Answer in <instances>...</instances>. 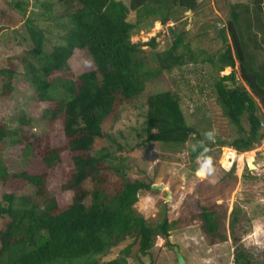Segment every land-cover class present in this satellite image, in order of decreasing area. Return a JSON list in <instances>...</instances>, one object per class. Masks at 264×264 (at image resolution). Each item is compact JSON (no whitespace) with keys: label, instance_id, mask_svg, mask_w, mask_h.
I'll return each mask as SVG.
<instances>
[{"label":"trees","instance_id":"trees-1","mask_svg":"<svg viewBox=\"0 0 264 264\" xmlns=\"http://www.w3.org/2000/svg\"><path fill=\"white\" fill-rule=\"evenodd\" d=\"M64 9L61 44L43 56L37 66L27 63L23 77L30 85L37 103H56V108L45 111L51 119L61 116L62 134L70 155L71 176L63 186L71 192L70 202L59 208L55 198L45 186L42 174L26 172L8 174L0 155V182L8 179L23 181L33 188L32 196L4 193L0 197V264H125L134 255L136 259L147 255L155 238L164 239L182 222H197L207 246L224 243L229 238L233 246L232 264H252L243 252L234 234L240 225L241 210L233 206L230 211L223 204L198 206L192 213L182 206L184 217L167 220L164 208L153 223L137 215L132 206L139 191H151L152 183L128 180L117 168H111L119 184L109 189L103 166L107 155L91 154L107 138L105 127L114 119L115 107L120 99L140 95L146 83L154 81L163 72L181 67L186 60L196 62L200 55H191L184 42V33L172 34L170 45L151 53L149 67L143 56V47L155 49L153 38L146 43H132L130 38L140 31L142 15L161 24L175 22L177 13L193 12L197 0H54ZM11 11L23 18V26L31 48L40 53L45 42L44 31L34 20L25 16L26 3L13 1L6 4ZM49 9V4H45ZM228 11L224 27L218 29L221 49L216 55L200 59L214 67L212 84L215 103L221 116L230 125H238L245 115L246 128H237V135L229 141L216 138L206 142L194 127L184 123L176 99L165 94L150 101L146 114V139L160 143L171 151H179L192 135L199 146L189 151L190 170L198 169L196 160L206 169L217 166L218 152L228 147L237 153L254 149L262 138L258 127L264 118V0L246 3L225 1ZM129 13L133 22L127 21ZM5 28L0 26V33ZM87 56L92 69L75 78H67L68 61L74 50ZM237 65L238 79L233 68ZM229 68L224 76L219 72ZM5 79L2 95L12 92L14 70L0 69ZM22 125L27 121L19 119ZM19 130V129H18ZM14 134V133H13ZM11 133L0 125V145ZM20 138L11 141L19 144ZM22 156L31 153V146L22 147ZM216 148V149H215ZM224 155V154H223ZM221 163L229 167V150ZM45 169L59 162L58 149H50L41 158ZM246 169V167H245ZM130 238L131 242L119 251V258L100 262L113 247Z\"/></svg>","mask_w":264,"mask_h":264},{"label":"rangeland","instance_id":"rangeland-1","mask_svg":"<svg viewBox=\"0 0 264 264\" xmlns=\"http://www.w3.org/2000/svg\"><path fill=\"white\" fill-rule=\"evenodd\" d=\"M13 1L25 2L24 17H31L36 26L44 31L45 42L40 53L31 48L23 18L6 5ZM120 1L126 3V0ZM225 1L197 0L198 7L195 11L178 12L177 20L172 23L161 24L159 20L153 21L150 16L142 15L140 31L130 41L146 43L151 38L155 40V49L143 47V56L149 67L153 66L149 59L151 53L160 52L170 45V30L175 34L184 33V42L191 55L201 53L195 63L186 60L183 66L163 72L154 81L146 83L140 95L129 100H118L114 119L105 127L107 138L90 153L107 155L103 166L109 189L119 184V178L111 170L114 167L128 180L162 186V189L139 191L136 195L137 200L132 209L148 223L155 222L163 208L167 220L184 217L182 206L185 204L192 213H197L200 205L223 204L227 211L233 206L239 207L241 222L234 231L238 237L236 245L250 256L252 264H264V159L255 152L256 145L254 149L244 153L222 147L218 152L219 168L204 169L201 162L196 160L198 169L192 172L189 151L199 146L193 134L188 136L184 147L177 152L146 139L148 132L145 121L150 101L162 98L165 94L176 99L184 123L194 127L206 142L212 143L216 138L229 141L236 137L237 128H246L243 114L235 126L228 124L221 116L212 88L215 79L214 67L199 62L200 59L216 55L221 49L218 29L224 27L227 20ZM227 1L246 3L248 0ZM46 3L49 4V9ZM133 20L134 14L129 13L127 21ZM64 21V9L54 0H0V26L5 28L0 33V69L14 70L12 92L9 95L1 94L5 79L0 76V125L5 126L11 133L8 138L3 139L0 155L8 174H42L46 189L53 195L59 208L70 202L71 192L64 190L63 186L72 172L71 154L66 149V140L62 134V118L57 116L51 119L49 114H44L45 111L55 109L57 105L35 101L33 91L23 77V67L27 63L39 66L43 62V56L61 44L63 31L59 26ZM263 55L258 53L257 59H261ZM68 66V72L60 76L73 79L92 69L85 53L78 49L74 50ZM230 71L226 68L218 76L227 75ZM233 73L237 82H240L236 64ZM21 118L27 121L26 125L19 122ZM19 138V144H11V141ZM26 143L31 146V153L22 156V147ZM54 148L59 151V162L47 170L41 158ZM228 150L230 165L225 168L221 160L224 155L227 156ZM250 154L254 156L257 169L249 172L245 169V163ZM4 193L32 196L33 188L23 181L8 179L4 183L0 182V197ZM198 225L194 221L180 223L177 229L168 234L169 246L164 244V239L157 237L146 256L136 259L131 255L125 264H176L172 247L178 249L177 252L185 264H232L234 244L230 239L207 246ZM130 242L131 239L126 238L111 248L100 257V262L119 258V251Z\"/></svg>","mask_w":264,"mask_h":264},{"label":"water","instance_id":"water-1","mask_svg":"<svg viewBox=\"0 0 264 264\" xmlns=\"http://www.w3.org/2000/svg\"><path fill=\"white\" fill-rule=\"evenodd\" d=\"M188 13V12H187ZM254 156L253 155H248V159L245 163V167L247 171H255L256 170V166L254 165ZM151 189L156 190V189H162L161 185H152ZM169 197L168 195H166V200H168ZM173 252L175 253V261L176 264H185L183 258L181 257V255L177 252L178 249L176 247H172Z\"/></svg>","mask_w":264,"mask_h":264},{"label":"built area","instance_id":"built-area-1","mask_svg":"<svg viewBox=\"0 0 264 264\" xmlns=\"http://www.w3.org/2000/svg\"><path fill=\"white\" fill-rule=\"evenodd\" d=\"M258 127L260 129V132L262 133V138L256 144L255 152H257L259 155H261L264 159V118L259 121ZM254 165L256 166V164H254ZM256 169H257V167H256Z\"/></svg>","mask_w":264,"mask_h":264}]
</instances>
